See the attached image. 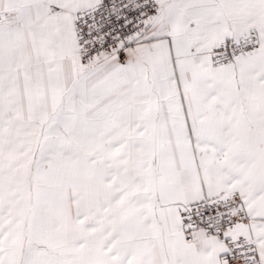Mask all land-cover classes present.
Segmentation results:
<instances>
[{"label": "snow or ice", "instance_id": "snow-or-ice-1", "mask_svg": "<svg viewBox=\"0 0 264 264\" xmlns=\"http://www.w3.org/2000/svg\"><path fill=\"white\" fill-rule=\"evenodd\" d=\"M0 264H264V0H0Z\"/></svg>", "mask_w": 264, "mask_h": 264}]
</instances>
